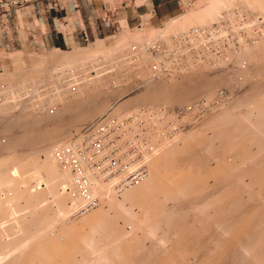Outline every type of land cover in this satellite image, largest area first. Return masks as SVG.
<instances>
[{"label": "bare ground", "instance_id": "1", "mask_svg": "<svg viewBox=\"0 0 264 264\" xmlns=\"http://www.w3.org/2000/svg\"><path fill=\"white\" fill-rule=\"evenodd\" d=\"M182 1L190 12L171 24L172 35L193 41L215 24L219 41L227 20L231 31L252 35L216 56L197 41L187 51L172 45L168 17L155 37L177 66L166 67L162 42L163 67L147 49L153 34V42L140 36V62L126 73L75 78L86 61L120 46L103 40L16 53L2 66L0 264H264V33L256 30L264 0ZM47 82L62 88L18 100L19 90ZM19 104L32 109L13 116ZM183 107L174 131L162 130ZM19 121L25 131L13 130Z\"/></svg>", "mask_w": 264, "mask_h": 264}, {"label": "rangeland", "instance_id": "2", "mask_svg": "<svg viewBox=\"0 0 264 264\" xmlns=\"http://www.w3.org/2000/svg\"><path fill=\"white\" fill-rule=\"evenodd\" d=\"M91 1L95 3V5L97 7L98 14L102 15L105 19H109V20H113V18L115 19L113 21L112 30L109 33H107V34H105L103 36H98V37H101V38H98V39L94 38V39L84 40V41L80 42L79 44H77L75 46H72V47H59V48H57V50H59V51L60 50L61 51H74V50H78V49L80 50V49H83V48H87L89 45H92V44L98 42V40H103V42H106L105 43L106 45H108V44L111 45V43H113L112 44L113 46L114 45H117L118 44V41H119L120 42V46L118 48H116V49L113 50V55H112V53L109 54V53H107L105 51V52H103L104 57L103 56L102 57L99 56V57H95V58L92 57L91 63H90V61H89V63L86 61L85 66L83 65L84 66L83 69L81 67L79 69H82V70H78V71L81 72V71H83L84 69L87 68L86 71H84L83 73L81 72L82 74L79 73V72H78L79 74L78 73L77 74L76 73L74 74L75 78H79L80 77V79H78L79 82H81L82 81L81 79H84V78L87 81V79H89L88 76L94 77L98 73V72H96V70L97 71H100L99 73H101V75H103V72L106 74V73L110 72V70L112 72L114 69H116V68L119 69L118 67H121V69L122 70L124 69L125 70V73H126L128 71V69H125V68H128L130 66H133V67L138 66L137 63L140 62V61H138L140 59H139V57H137L138 56V51H137L138 50L137 49L138 47H137L136 44L140 45L142 43V38L140 39V36L141 35L144 36V37L147 36V38H148L147 40L153 42L154 39H151V38H152V36H153V38L155 37V33H156V31L159 30V28H164L165 27L164 29H166L168 27V25H169V27H168V29H169L170 26L172 27V25H171L172 23H174V22L176 23L177 22V19L179 20L180 18L183 19V18L187 17L188 16V12H190L189 11L190 8L188 6H184L182 0H178V2H179V9H178V11H177V13L175 15L169 17V18H171V20H170V23H168V25H166V26H164L163 20L164 19L166 20V18H168V17L163 18V19H156L153 15L152 16L151 15L149 16V14H151L152 11H150V12L142 15V17L138 20V22H136L134 24H127L125 21H123V19L120 17V15H113V13H111V11H115V10H117V7H120L121 6L123 0H91ZM209 1L210 0H208L206 2H209ZM217 1H222V0H217ZM211 2H212V0H211ZM210 3H208V4H210ZM64 5H65V2L63 0H0V69L3 68L2 66H9L10 67V59H11L10 57L12 55L16 54V53L17 54H20V55L22 54L23 56H27L28 55L30 57V56H34V55H36V56H38V55L42 56V55L50 54V51H52V50L54 51L55 50V47H52V46H50V47H42L37 41H35V39L38 38L39 31H40V19H39V17L45 15L48 12V10L50 8H52V7H56V8H59L60 9ZM186 7H188V8H186ZM182 14H184V16H182ZM147 21H148V23L150 25L149 24H146ZM228 21L229 20H227L225 22V24H224L225 33L223 35H218V36H221L222 37L221 40L219 39V41H216V39H215L216 37L214 38V36H212L213 35L212 34L213 29L214 30H217L218 29V27L214 26L215 24H213L211 26L212 28H210L209 31H207V30H202L201 31V28L202 27H200L199 31H201V32H199V33H201V34H198L199 36H197V38H195V40H193V41L195 43L197 41L201 45L203 44L202 46H199V45L198 46L201 47V48H203V49L208 50V52H211L212 54H215V56L224 53L225 52L224 49L227 50V49L230 48V46H231V48H237L238 44L243 43V41L245 39L250 38V36L252 35V33L250 35V33L248 31H246V30L244 32H243V30H241V32L239 30L238 31L239 33L237 31H234L233 29L231 31V28H230L231 23L229 24ZM225 25H227V26H225ZM144 26H146L145 29H144ZM215 27H216V29H215ZM259 27H260V29H259ZM259 27L257 26V28H256V30L258 32H260L259 34L264 33V31H262L263 30L262 27H264V23L262 24V27L261 26H259ZM155 28H156V31H155ZM202 29H207V27L206 28H202ZM240 29H241V27H240ZM144 30H145V32H144ZM169 30H170V32H169ZM169 30H167L168 33H169V35L170 36H173V37H171V39L172 40L174 39L172 45L175 44L176 46L182 47V49L187 50V51H188V49L190 50V49L193 48L194 50H196L197 48H199L198 46H194L195 48L192 46L195 43L191 44L193 41L187 38L188 35H189L188 33H181V34H178V35H176V34L175 35H172L173 34V33H171V30L172 29H169ZM255 31L254 32L252 31L253 34L254 33H258L257 31L256 32ZM247 32L249 34V37L247 36L248 35ZM202 33H204V34L202 35ZM236 33H238V34L242 33L243 35L241 34V36H240V35H238ZM150 34L151 35L153 34V35L150 37ZM245 34H247V35L245 36ZM204 35H206V36H204ZM224 35H226L227 37L224 36ZM135 37H136V39L139 38V40L138 39L137 40H133V39H135ZM201 37H203V39H201ZM115 38H116V41L114 42ZM155 38H157V37H155ZM130 39H131V41H129ZM204 39H205L206 42L204 41ZM237 39H239V40H237ZM135 41H137V42L139 41V42L136 43ZM157 41H159V43L160 42H162V43L164 42V41H160V37H159V38L156 39L155 43H148L147 44V49L150 48L149 51H151V53L153 55H156V57L158 58L159 57L158 56V51L159 50L161 52L162 51H166V50L168 51V48L165 47V45H164L165 43H163L162 44V46L164 47V48H162L163 50L162 49H159L158 50L157 48H160V47L158 45H156V44H158ZM129 42L131 44H129ZM133 43H135V44H133ZM133 45H136V47L135 46L133 47ZM154 45H155V48H152V47H154ZM195 45H197V43ZM127 46H129V47H127ZM227 46H229V47L227 48ZM130 47H132V48H130ZM185 48H187V49H185ZM125 50H127V52ZM184 50H182V51L179 52V54L181 53L180 56L183 59H184V57L186 55V51H184ZM214 51H215V53H214ZM165 55L166 56H164V57H166V58H164V63L166 62V64H168L166 66L167 68L170 65L177 66L176 64H178V63L175 62V57L174 56H171L172 54L170 52H167ZM197 55H200V54L198 53ZM111 57H113V58H111ZM134 59L137 60V63H136V61ZM158 59L161 60V61L160 60L158 61L161 64L163 62L162 59L160 57ZM158 59H156V61H154V62H157ZM184 60H186V59H184ZM172 62H175V63L173 64ZM131 64H134L135 66L134 65H131ZM148 65L150 66L151 64L148 63ZM89 66H90L91 69L90 68L88 69ZM161 66L162 67L164 66L163 63L161 64ZM91 71H93V72H91ZM84 73H86V75H88V74L89 75L88 76H85L83 78V76L85 75ZM90 74H92V76ZM74 76L73 75H70V74L66 75L65 77H63V78H61L59 80V85L61 86V84L64 81L65 82V85L68 86V83L67 82L70 81ZM85 80H84V82H85ZM53 83L56 84V85H58L57 84L58 82H52V83L51 82H47L46 83L47 85L45 83L44 84L41 83L39 86H36V88H35L36 90L35 89L28 90V92H27V91H24V89L23 90L21 89V90H19L18 100L19 99L28 100V98L30 99L31 97L33 99V96L32 95L35 96L37 92L39 94V95L38 94L36 95L37 97L35 96L37 100L40 99V97L38 99V96H41V99H43V97L44 98H47L48 97L47 94L50 93V91L54 95L55 92L58 90L57 88H59L60 86H56V85L54 86ZM60 88H62V87H60ZM46 90L48 91V93L45 94V92H47ZM1 92H3V90ZM41 92L42 93L44 92L45 96L47 95V97H45L43 94H41ZM3 94H4V92H3ZM3 94L0 95L1 96L0 99H3L4 96H6V95H3ZM50 94H49V96H53L52 94L51 95ZM35 97H34V99H35ZM73 100H76V99H73ZM90 100H92V102L94 101L93 98L92 99L90 98ZM90 100H88V102H86L84 100L83 102L84 103L86 102L85 104H86V106H88V104L91 105V103H92V102L91 103L89 102ZM27 102H29V101H27ZM70 102H72V100ZM84 103H83V105L85 106ZM19 105H17L18 107L16 106L15 109L13 108L15 110V112L14 111H13V113L11 112L13 114V116H15V115L20 116V114L23 111H24L23 113H25V110L28 112V111H30L32 109V108L29 109V107H27L28 106L27 104H26L27 106H21L22 104H19ZM22 107H24V108L26 107L25 110H22ZM121 109L122 108H120V110ZM129 109H130V111L132 110V112H133V107H132V109L129 107ZM129 109L127 107L126 110H123V109L122 110L123 111H128ZM184 109L185 108L183 107L181 109L176 110V112H175V118H176V121L175 122L176 123H174L175 125L173 124L174 126L169 125L168 126V129H166V126L169 124V120H168L167 121L168 123H166V122L163 123L164 126H163L162 130H165V132L168 131L166 133H170V130H171V132L174 131L175 126H178L179 125L181 116L183 115V113H181V112H183ZM116 110L118 111V108L117 107H116ZM116 110L110 111V113L111 112L112 113L114 112L113 114L112 113L110 114L109 112H105L104 113L105 116H106V118L103 117L100 120L101 122L104 121V123L102 122L103 125L106 124L109 120H111V119H109V120L106 121L105 119H107V117L111 118L112 115H114L115 113H117ZM14 113H15V115H14ZM106 113L109 114V115L107 116ZM177 115L179 116L178 119H177ZM0 116L2 117V115H0ZM29 117L27 119L29 122L27 121V123H26L25 119H24V121L26 123L25 125H28L29 127H31L30 120L32 118L30 117L31 119L29 120ZM4 120H5V118L3 119V122H2V119L0 120V124L1 125L3 123L4 124L7 123ZM8 120L10 121V123L12 122L11 119H8ZM16 120H17V118H16ZM101 122H100V124L98 126L103 127V125L101 124ZM20 123H22V122L19 121V125L17 124L18 126L17 125L15 126V128L16 127H18V128L13 129L14 131L17 132L20 129H22V130L24 129V131H25L27 129L26 126H25V128H22L21 125H24V124L22 123L20 125ZM98 123H96V124H98ZM4 126H2V128ZM19 126L21 128H19ZM170 126L173 129H171ZM2 128H0V132H2V130L4 129V128L3 129ZM38 128H39V126H38ZM141 130H142V128L140 129V131ZM133 135H136V133H134ZM12 139H13V137L11 138V140ZM15 139H13L14 140V144H15ZM130 142H129L130 143L129 145H132L133 146V141H130ZM16 143H18V142H16ZM15 145H17V144H15ZM132 146H128L127 145V147L129 149ZM15 148H16V146H15ZM128 173H130V172H128Z\"/></svg>", "mask_w": 264, "mask_h": 264}, {"label": "crops", "instance_id": "3", "mask_svg": "<svg viewBox=\"0 0 264 264\" xmlns=\"http://www.w3.org/2000/svg\"><path fill=\"white\" fill-rule=\"evenodd\" d=\"M63 1L62 8L52 7L39 17L40 31L35 41L42 47H72L84 40L101 38L98 36L112 30L115 19H105L98 14L91 0ZM178 9V0H123L111 13L120 15L127 24H134L150 11H154L156 19H163L175 15Z\"/></svg>", "mask_w": 264, "mask_h": 264}]
</instances>
